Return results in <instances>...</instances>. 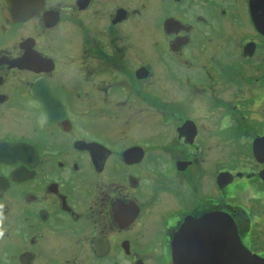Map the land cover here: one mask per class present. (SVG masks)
Masks as SVG:
<instances>
[{
	"label": "flooded vegetation",
	"instance_id": "obj_1",
	"mask_svg": "<svg viewBox=\"0 0 264 264\" xmlns=\"http://www.w3.org/2000/svg\"><path fill=\"white\" fill-rule=\"evenodd\" d=\"M178 235L264 264V0H0V264H174Z\"/></svg>",
	"mask_w": 264,
	"mask_h": 264
},
{
	"label": "water",
	"instance_id": "obj_2",
	"mask_svg": "<svg viewBox=\"0 0 264 264\" xmlns=\"http://www.w3.org/2000/svg\"><path fill=\"white\" fill-rule=\"evenodd\" d=\"M198 226H206L213 227L215 230V235L219 237L220 242L232 243L236 240V233L234 229V225L231 222V218L226 214L220 213L219 215H207L200 218L197 223ZM180 234V233H179ZM182 236H186L187 234L182 232ZM189 239L182 240L179 235L176 237L174 242V252H173V263L174 264H202L206 262V257H199L196 253L199 250V246L197 245H187L186 243ZM196 241V240H195ZM186 252V253H185ZM248 259L251 264H263V262L254 257L253 255L248 254Z\"/></svg>",
	"mask_w": 264,
	"mask_h": 264
}]
</instances>
